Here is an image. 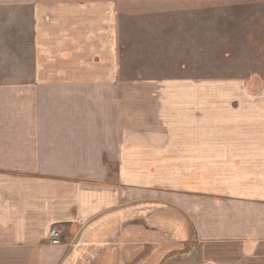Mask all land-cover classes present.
I'll use <instances>...</instances> for the list:
<instances>
[{
	"label": "crops",
	"instance_id": "crops-1",
	"mask_svg": "<svg viewBox=\"0 0 264 264\" xmlns=\"http://www.w3.org/2000/svg\"><path fill=\"white\" fill-rule=\"evenodd\" d=\"M142 1L199 10L157 60L248 72L129 93L123 0H0V264H264V0Z\"/></svg>",
	"mask_w": 264,
	"mask_h": 264
},
{
	"label": "rangeland",
	"instance_id": "rangeland-1",
	"mask_svg": "<svg viewBox=\"0 0 264 264\" xmlns=\"http://www.w3.org/2000/svg\"><path fill=\"white\" fill-rule=\"evenodd\" d=\"M113 9L116 14L114 30L119 33L116 43L119 44L123 57L122 65H114L116 67L114 76L129 83V93H150L157 92L159 89L161 92H168L170 79H179L187 75L205 76L207 74L211 80L243 74L249 70L248 65H216V60L211 55L210 65H205L203 70L192 65L164 64L167 61L156 59L168 57V39H160L159 49L165 50V52L158 57V53H154V50L159 49L153 47L156 38L151 36L159 31H168L170 13L184 15L185 13L199 12V10L192 11L187 7H177L174 10L169 6H156L142 0H123L122 4L114 6ZM207 10L210 16L209 29L215 31L216 21L213 19L217 13V7L209 6ZM23 13L18 12V15ZM230 24L231 22L224 23L225 26ZM162 40H165L166 43ZM164 46L166 47L163 48ZM118 60L120 61L119 55ZM154 83L161 85H154ZM183 252L184 250L178 252L181 256L176 258V264H184Z\"/></svg>",
	"mask_w": 264,
	"mask_h": 264
},
{
	"label": "built area",
	"instance_id": "built-area-1",
	"mask_svg": "<svg viewBox=\"0 0 264 264\" xmlns=\"http://www.w3.org/2000/svg\"><path fill=\"white\" fill-rule=\"evenodd\" d=\"M50 237L52 239V243H54V244H59L61 242L60 234L56 230H52L50 232Z\"/></svg>",
	"mask_w": 264,
	"mask_h": 264
}]
</instances>
